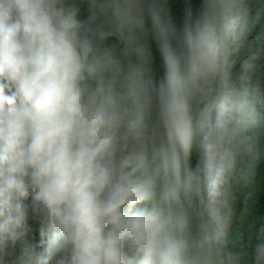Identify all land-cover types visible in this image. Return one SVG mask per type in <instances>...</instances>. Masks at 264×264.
<instances>
[{
    "label": "clouds",
    "instance_id": "clouds-1",
    "mask_svg": "<svg viewBox=\"0 0 264 264\" xmlns=\"http://www.w3.org/2000/svg\"><path fill=\"white\" fill-rule=\"evenodd\" d=\"M179 6L0 0V264H264V0Z\"/></svg>",
    "mask_w": 264,
    "mask_h": 264
},
{
    "label": "trees",
    "instance_id": "trees-1",
    "mask_svg": "<svg viewBox=\"0 0 264 264\" xmlns=\"http://www.w3.org/2000/svg\"><path fill=\"white\" fill-rule=\"evenodd\" d=\"M177 7L175 9L176 13H177V18H179V14L181 12V7L180 5V0H175ZM159 65V58L157 56V66ZM157 72L158 74L162 75V70L159 69V67H157ZM260 210L264 211V184L261 185V192H260V200H259V205Z\"/></svg>",
    "mask_w": 264,
    "mask_h": 264
}]
</instances>
